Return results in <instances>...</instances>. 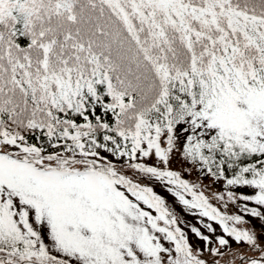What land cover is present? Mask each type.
Here are the masks:
<instances>
[{
  "label": "snow or ice",
  "instance_id": "snow-or-ice-1",
  "mask_svg": "<svg viewBox=\"0 0 264 264\" xmlns=\"http://www.w3.org/2000/svg\"><path fill=\"white\" fill-rule=\"evenodd\" d=\"M0 264H264V0H0Z\"/></svg>",
  "mask_w": 264,
  "mask_h": 264
},
{
  "label": "rangeland",
  "instance_id": "rangeland-1",
  "mask_svg": "<svg viewBox=\"0 0 264 264\" xmlns=\"http://www.w3.org/2000/svg\"><path fill=\"white\" fill-rule=\"evenodd\" d=\"M174 167H178V165H174ZM191 179H192V180H195V175H193V176L191 177ZM204 183H208V180L205 179V180H204ZM155 190H156L159 194H161L162 196H164V198L169 202L170 205L172 204V200H173V198L170 196V194H167V193L165 192V190L163 189V187H161V186H159V185H156V186H155ZM175 210L177 211V213H178L179 215H182V216H183V213L181 212V209H180V206H179V205H176V206H175ZM183 218L186 219V220H189V221H191V222H194L193 218L190 217V216H183ZM253 223L256 225L257 230H259L260 222H259V221H253Z\"/></svg>",
  "mask_w": 264,
  "mask_h": 264
}]
</instances>
